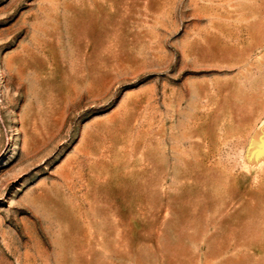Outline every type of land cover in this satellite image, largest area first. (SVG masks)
<instances>
[{
  "label": "rangeland",
  "instance_id": "374dc122",
  "mask_svg": "<svg viewBox=\"0 0 264 264\" xmlns=\"http://www.w3.org/2000/svg\"><path fill=\"white\" fill-rule=\"evenodd\" d=\"M0 264H264V0H0Z\"/></svg>",
  "mask_w": 264,
  "mask_h": 264
}]
</instances>
